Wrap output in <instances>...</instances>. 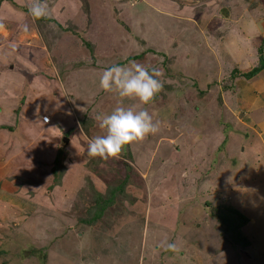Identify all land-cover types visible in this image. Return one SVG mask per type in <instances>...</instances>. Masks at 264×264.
Listing matches in <instances>:
<instances>
[{"label":"rangeland","instance_id":"rangeland-1","mask_svg":"<svg viewBox=\"0 0 264 264\" xmlns=\"http://www.w3.org/2000/svg\"><path fill=\"white\" fill-rule=\"evenodd\" d=\"M29 2L0 0V264H264V72L223 76L257 63L264 0H46L41 19ZM131 62L163 73L146 105L99 86ZM118 103L159 131L89 156ZM109 186L125 194L83 222ZM228 207L249 219L247 250L224 239Z\"/></svg>","mask_w":264,"mask_h":264},{"label":"clouds","instance_id":"clouds-1","mask_svg":"<svg viewBox=\"0 0 264 264\" xmlns=\"http://www.w3.org/2000/svg\"><path fill=\"white\" fill-rule=\"evenodd\" d=\"M28 12L34 19L51 15L46 0H30ZM23 30L29 31V26L24 24ZM162 75L159 69H148L136 62H131L130 66L114 64L103 71L99 86L105 92L116 93L121 101L123 98L136 97L146 105L162 90L163 82L158 79ZM96 119L99 127L106 129V134L91 139L87 154L101 159L118 157L126 145L142 141L159 131V121L154 122L146 109L136 110L122 103H118L109 114L98 115ZM160 246L165 251H175L177 247L167 241Z\"/></svg>","mask_w":264,"mask_h":264},{"label":"trees","instance_id":"trees-1","mask_svg":"<svg viewBox=\"0 0 264 264\" xmlns=\"http://www.w3.org/2000/svg\"><path fill=\"white\" fill-rule=\"evenodd\" d=\"M225 7L224 4H222L221 9ZM89 47L92 48V46L88 43ZM264 72V38L259 43L258 48V59L257 63L248 71H241L239 69H231L229 70V73H225L224 79L229 78L230 80L235 83L239 79H245L247 81L252 80L259 74ZM232 83V84H233ZM22 102V101H21ZM23 103V102H22ZM17 113L20 112V108L18 107L16 110ZM46 118V117H44ZM47 121V119H46ZM48 122V121H47ZM6 127L8 130L14 132V129L12 126H2ZM5 128V129H6ZM60 157V155H59ZM57 156L55 163H58L60 158ZM53 178L54 176L58 177V168L52 170ZM124 190V186H121L119 188H115V186H109L106 193L97 194L94 196V202L92 201V213L93 215L89 219H82L83 222L88 223L89 225L92 224L95 220L98 221L99 218H102L104 213L107 211V209L112 208L116 205V202L118 201V197L122 196ZM225 211L221 217L223 218L222 225L224 226V239L229 242V244H232V246L236 249L240 250H247L252 244L253 241L251 239L244 236L242 229L243 226L246 225L249 222L248 217L241 213L237 208H225ZM226 213V214H225ZM225 214V215H224ZM224 215V216H223Z\"/></svg>","mask_w":264,"mask_h":264},{"label":"crops","instance_id":"crops-1","mask_svg":"<svg viewBox=\"0 0 264 264\" xmlns=\"http://www.w3.org/2000/svg\"><path fill=\"white\" fill-rule=\"evenodd\" d=\"M259 25H260V32H261V34H264V19L259 23ZM260 35V34H259ZM260 39V38H259ZM262 39H260V41H261ZM258 51V50H257ZM4 73V72H3ZM0 77H2L1 76V73H0ZM263 79H264V76H263ZM264 85V84H263ZM0 88H1V90H3L4 88H3V86L1 85V83H0ZM260 90V91H259ZM263 91H264V87L263 86H261V87H259L258 88V92H260L261 94L263 93ZM258 100V99H257ZM249 103H251V104H253V105H257L259 102H249ZM255 103V104H254ZM17 106H19V105H17ZM38 106H42V108L43 109H46L47 107L45 106V105H41V104H38ZM59 107V106H58ZM57 108V107H56ZM61 107H59V110H56L57 112H58V114L61 112L60 110H62V108L60 109ZM15 109V108H14ZM50 109L51 108H49V110H45V112H44V110H42L43 112H44V114L43 115H46V117H48L49 118V120H48V122H49V124H51V122L52 121H55L56 119H55V115L53 114V111H50ZM53 110V109H52ZM2 111V106H0V114L2 113L1 112ZM60 111V112H59ZM8 115H10V114H5V116H8ZM11 116V115H10ZM50 116V117H49ZM2 119V117L0 116V125H1V123H3V121L1 120ZM252 119V118H251ZM261 121V122H260ZM257 122H259V123H261L263 126H264V118L263 119H258V121ZM42 123H44L43 122V120H42V118L40 117V120L38 121V124H40V126L42 127L43 125H42ZM7 132V131H6ZM9 132H11L10 130H9ZM9 132H7V133H9ZM262 134H263V136H264V132H262ZM0 135L1 136H3V132H2V130L0 131Z\"/></svg>","mask_w":264,"mask_h":264},{"label":"water","instance_id":"water-1","mask_svg":"<svg viewBox=\"0 0 264 264\" xmlns=\"http://www.w3.org/2000/svg\"><path fill=\"white\" fill-rule=\"evenodd\" d=\"M64 142H65V143H68V142H69V138H68V137H65V138H64Z\"/></svg>","mask_w":264,"mask_h":264}]
</instances>
